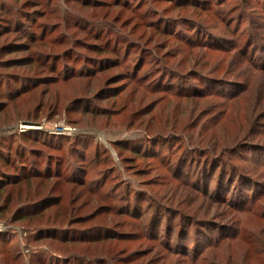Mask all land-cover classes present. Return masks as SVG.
Returning <instances> with one entry per match:
<instances>
[{
	"label": "rangeland",
	"instance_id": "1",
	"mask_svg": "<svg viewBox=\"0 0 264 264\" xmlns=\"http://www.w3.org/2000/svg\"><path fill=\"white\" fill-rule=\"evenodd\" d=\"M8 75L48 79L0 99V156L81 174L0 189V264H264V0H0Z\"/></svg>",
	"mask_w": 264,
	"mask_h": 264
},
{
	"label": "trees",
	"instance_id": "2",
	"mask_svg": "<svg viewBox=\"0 0 264 264\" xmlns=\"http://www.w3.org/2000/svg\"><path fill=\"white\" fill-rule=\"evenodd\" d=\"M13 13V12H12ZM29 16V15H27ZM27 16H25V21L29 20L31 24H33V20L28 19ZM31 27V26H30ZM26 28V27H25ZM29 41L31 43H35L37 42L36 38H34L33 36H30ZM104 47V48H103ZM92 49H94V51H96L98 54H103L106 53V51H114L115 49L113 47H111L110 45H105L104 46H92ZM106 49V50H104ZM107 51V52H108ZM112 54V53H111ZM116 55V54H114ZM87 69L85 67L79 68L76 70H71V72L69 71L70 66L69 64H66L65 67H63L62 69V79H68L71 77H86V76H90L88 72H92L91 70V66L90 65H86ZM67 68V70L65 69ZM51 73H55V68L51 69ZM58 74V72L56 73ZM59 75V74H58ZM48 78H37V79H33V78H24V77H18V76H10L8 75L7 78L4 80L5 81V88L4 90V95L0 98L2 101H4V99L6 100V102H11L14 101L16 98L21 97L22 95H24L25 93L30 92L31 90H35L40 84L47 82ZM57 77L55 78H50L51 83H55L57 82ZM49 80V81H50ZM9 82V83H8ZM168 90V89H167ZM172 89L169 88V91H171ZM187 94H191L192 95H202V92L199 90L193 91V92H189ZM5 106V103L3 104V102L0 104V111L2 110V107ZM31 133H35L36 130H29ZM64 137H68V136H64ZM22 157V156H20ZM18 160L20 158H17ZM25 159L27 160L28 158H24L22 157L21 160L18 161L19 165L16 164H12V162H9V159L6 158L5 156H0V161L3 162V164L5 165H12V168L14 169L12 172V174H7L5 172H2L0 170V189H2L3 187H6L10 182L12 183H16V182H21V181H29L31 179H41V180H49L51 178H60V177H64L67 181H69V183H73L76 182L79 175L81 174V169L79 167V165H76L74 163H70L68 164V168H70V170H68L65 173H62L61 170L59 168L56 167L55 170H53V166H45L43 168H41V170L37 167V164L34 162H31L29 164L28 161H25ZM22 162V163H21ZM198 162V161H197ZM203 168V167H202ZM206 174H207V169L204 167L203 169H201V177L199 176L200 180L199 181H203V179H206ZM227 175L228 173L225 171V169L223 170L222 168L220 169V174L218 176V186H217V191L218 193L221 194H231L232 193V189L234 188V183L236 182V180H232L230 178L227 179ZM5 179V180H4ZM10 179V180H8ZM238 188L235 189V191L237 192L235 195V199L234 202L237 205V207L243 209V208H247L250 209L249 207H252V204H254V202L251 204L249 203V198L247 195H243V189H241L243 186H246V182L244 181V179H239L238 181ZM241 187V188H240ZM258 194H253L252 195V199H254L255 196H257ZM224 198V197H223ZM233 199V198H232ZM221 201H223L221 199ZM252 201V200H251ZM250 204V205H249ZM249 205V206H248ZM206 228V227H205ZM209 229V228H206ZM178 233H180L179 235L176 232V238L177 240H182L186 237V231L185 230H179ZM199 233V232H198ZM209 232H207L206 234H208ZM196 235V234H195ZM198 237H201L204 239V237H206V235L204 236V234H197Z\"/></svg>",
	"mask_w": 264,
	"mask_h": 264
},
{
	"label": "built area",
	"instance_id": "3",
	"mask_svg": "<svg viewBox=\"0 0 264 264\" xmlns=\"http://www.w3.org/2000/svg\"><path fill=\"white\" fill-rule=\"evenodd\" d=\"M60 131H61V134L65 135V136H70V135L75 134V131L72 128H69V127L62 126L60 128Z\"/></svg>",
	"mask_w": 264,
	"mask_h": 264
},
{
	"label": "water",
	"instance_id": "4",
	"mask_svg": "<svg viewBox=\"0 0 264 264\" xmlns=\"http://www.w3.org/2000/svg\"><path fill=\"white\" fill-rule=\"evenodd\" d=\"M24 125H26L25 127H29L28 129H37V127H38L36 124H30V123H27Z\"/></svg>",
	"mask_w": 264,
	"mask_h": 264
}]
</instances>
